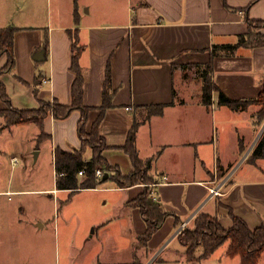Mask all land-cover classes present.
<instances>
[{
	"label": "crops",
	"instance_id": "crops-1",
	"mask_svg": "<svg viewBox=\"0 0 264 264\" xmlns=\"http://www.w3.org/2000/svg\"><path fill=\"white\" fill-rule=\"evenodd\" d=\"M27 1L0 0V28H17L16 66L0 76L14 108L36 109L45 100L72 105L77 79L73 57L79 48L83 104L92 108L88 117L91 130L102 114L110 64L113 96L108 97L112 107L107 109L100 125V135L108 145L102 153L111 165L121 168L123 175H129L135 168L122 148L135 119L143 118L141 108L169 104L163 115H154L139 127L136 148L158 181L152 188V197L181 222L177 225L176 217H169L148 242V249L159 244L158 238L173 231L176 238L203 212L218 216L226 229L233 227L231 212L252 229L264 227V158L255 163L248 160L264 136V120L259 123L257 117L261 105L235 111L220 105L219 92L215 91L214 105L208 108L201 104L203 80L193 73L197 64L211 63L212 80L228 98L244 100L260 95L264 90V46L241 47L234 53L213 52L215 45L239 43L240 36L249 31L248 18L264 20V0H127L133 8L128 7L127 18L119 22L108 11L104 17L92 18L87 0H55L56 13L47 20L36 21L35 15L27 13L21 16L24 24H19L16 3L25 8ZM47 1L49 5L54 3ZM104 5L113 6V0H104ZM63 6L68 7L65 12ZM40 53H44V60H35ZM7 60L6 55L0 57V69ZM36 88L38 96L34 93ZM4 107L0 100V108ZM80 117L81 112L76 110L69 118L56 120L49 115L44 121L45 135L51 136L43 143L50 145L53 156V187L46 189L33 182L15 190L10 183L7 190L0 191V196H8L12 201L14 194L46 196L53 192L58 210L77 204L84 196L85 200L75 208L82 221L75 215L80 224L88 225L96 234L109 230L112 217L104 214L103 209L109 205L108 197L114 195V208L124 213L129 232L126 244L124 240L120 244L129 243V249L132 246L126 264L155 257L152 251L151 255L146 252L147 246L140 240L147 230L142 213L130 205L146 185L121 189L109 176L94 189L71 192L57 188L55 149L73 153L81 146ZM21 128L33 129L37 139L41 133L38 125L31 123L7 127L0 135L4 131L13 134ZM41 153V147L35 145L31 155L37 160ZM92 157L89 149L85 158L89 161ZM246 164L244 172L238 174ZM219 168L223 169V177ZM79 179L83 181L85 175H79ZM34 217L40 226H45L43 216ZM98 243L100 251L92 264H112L114 257L103 254V249L111 246ZM1 245L12 251L18 242L14 239ZM260 264H264V254Z\"/></svg>",
	"mask_w": 264,
	"mask_h": 264
},
{
	"label": "trees",
	"instance_id": "trees-1",
	"mask_svg": "<svg viewBox=\"0 0 264 264\" xmlns=\"http://www.w3.org/2000/svg\"><path fill=\"white\" fill-rule=\"evenodd\" d=\"M249 7L245 8V10L248 11ZM248 26V33L240 36L239 43L235 45H215L213 54H217L219 50L227 53H234L241 47L256 48L258 46H264V34L262 32L257 33L258 29H264V20L256 21L248 18ZM16 31L17 28L14 26L0 28V57L6 55L8 58L6 65L0 69V76L5 71L13 70L16 66L14 48ZM79 52L80 49L77 48V52L73 57V68L77 72V79L73 87L74 100L72 105L60 104L57 100H45L40 101V106L36 109L22 110L16 107L14 108L10 96L7 94L5 83L0 81V100L6 105V108H0V115L4 118V124L0 128V132L7 127L35 123L40 128L41 133L38 139L42 142L47 140V138H51V136L45 135L44 132V121L49 115H52L56 120H61L69 118L76 110H79L81 112V117L78 121V136L81 140V146L73 153L66 152L59 148L55 149L57 188L61 191L70 190L71 192H77L81 189H94L101 184V180L96 177L98 169H102L105 173H109L111 178L121 189L140 184L146 185L144 191L141 192L138 198L132 201L130 205L138 208L140 213H142L147 230L142 234L140 240L143 243L149 244L148 242L169 217L174 215L177 219V225L181 222L174 212L166 210L162 203L157 200L155 201L154 197H152L153 190L151 185H155L158 181H156V178L150 173L149 163L140 157L139 151H137L136 148L139 127L154 115H163L169 104H153L141 108L143 118L135 119V124L128 135V141L122 148L123 151L129 154L135 170L129 175H123L120 167L111 165L103 157L102 152L108 149V145L105 138L100 135L101 121L107 109L112 107L110 101L111 97L108 98L109 96H113V93H110L112 83L111 66L110 64L108 65L106 72L107 77L104 88L105 99L101 106L102 114L95 121L92 129L89 130L88 117L92 108L83 104L84 77L78 62ZM194 68H202L201 71L198 70V74H200L198 77H201L203 80L201 104H204L208 108H212L214 105V92L218 91V102L220 105L230 107L235 111H245L253 105H261L257 117L259 123L264 120V90L257 98L234 100L228 98L213 82L211 63L206 65L197 64ZM34 93L38 96L37 88ZM89 149L92 151L93 157L87 161L85 155ZM262 158H264V136L252 154L248 157V160L255 163L258 159ZM80 171H84L85 173V179L83 181L79 179ZM219 172L221 173L220 176L223 177L224 172L222 168H219ZM231 217L233 220V227L226 229L219 222L218 216L203 212L194 220L192 226H187V228L183 229L178 234L177 240L186 249L187 260H202L203 258L209 257V255L217 251L218 248L225 243L230 242L226 252L227 256L230 258L240 256V264H260L264 254V227L252 229L242 218L236 216L233 212H231ZM200 248L203 249V253L197 255Z\"/></svg>",
	"mask_w": 264,
	"mask_h": 264
},
{
	"label": "rangeland",
	"instance_id": "rangeland-1",
	"mask_svg": "<svg viewBox=\"0 0 264 264\" xmlns=\"http://www.w3.org/2000/svg\"><path fill=\"white\" fill-rule=\"evenodd\" d=\"M53 1V5H49L47 0H28L25 8H21L17 2L15 14H17L18 23L24 24L22 22L24 17L21 16L27 13L35 15L36 21L47 20L48 16L56 13L57 1ZM87 1L90 2L94 19L104 17L108 11L113 13L114 21L119 22L123 17L127 18L128 7L133 8L131 2L127 5V0H113V6L109 7L104 5V0ZM70 3L68 2L67 5L69 6ZM67 8V6H63V12ZM258 32H262V29H258ZM198 70L201 71L202 68L193 70L196 76H200ZM2 122L4 123V118L0 115V128ZM34 136V130L26 128L18 129L13 134L4 131L0 135V191L7 190V185L10 183L14 184L15 190L19 187H28L33 182L46 189L54 186L53 156L50 145L44 144ZM35 145L42 149L41 157L37 160L34 154L31 155ZM14 156H18L20 159L19 164L14 166L15 168L11 163ZM247 165L238 174H242ZM151 186L154 187V185ZM63 199L61 196L59 200ZM11 200L8 196H0V264H92L96 253L100 251L101 244L98 242H106L105 246H111V248H104L103 254L114 257L115 260L112 264H126L127 261H130L127 256L131 255L132 246L129 249V243L125 246L120 244L121 240H124L123 242L126 244L125 239L129 236V232L125 228L126 217L121 210L114 208V203L117 201V197L114 195L108 197L109 205L107 204L103 209L104 214L112 217L109 230L97 231L96 234H93L94 230L90 229L88 225H84L83 222L80 224L82 218L75 209L80 202L85 200L84 196L79 198L77 204L64 205L60 210L55 206L58 200L57 197H54L53 192L46 196L14 194ZM75 213L81 219L80 222ZM37 214L44 217V227L34 220L36 218L34 216ZM68 220L71 221L69 224ZM84 220H87V217ZM174 232L158 238L159 244H155L152 249H148V244L144 243L147 246L146 252L151 255L152 251V255L155 257L150 256L149 258L148 256L142 262H133V264L240 263L239 257L232 259L227 256L226 250L229 242L218 248L207 259L189 261L186 257V249L177 240V237L174 238ZM14 239L18 242L17 248H13L11 251L2 247L1 243H7ZM96 246L97 248H95ZM202 253L203 249L200 248L197 255Z\"/></svg>",
	"mask_w": 264,
	"mask_h": 264
},
{
	"label": "built area",
	"instance_id": "built-area-1",
	"mask_svg": "<svg viewBox=\"0 0 264 264\" xmlns=\"http://www.w3.org/2000/svg\"><path fill=\"white\" fill-rule=\"evenodd\" d=\"M128 109H130V108H128ZM12 163H13V165H17V163H19L18 157L17 158H13ZM105 174L106 173L102 169H98L97 172H96V177L99 180H102L103 177L105 176ZM79 175H85L84 171H80Z\"/></svg>",
	"mask_w": 264,
	"mask_h": 264
},
{
	"label": "water",
	"instance_id": "water-1",
	"mask_svg": "<svg viewBox=\"0 0 264 264\" xmlns=\"http://www.w3.org/2000/svg\"><path fill=\"white\" fill-rule=\"evenodd\" d=\"M35 60L37 61H42L44 60V53H40L37 55V57L35 58ZM110 174L106 173L105 176L103 177V179L101 181H106L109 178Z\"/></svg>",
	"mask_w": 264,
	"mask_h": 264
}]
</instances>
